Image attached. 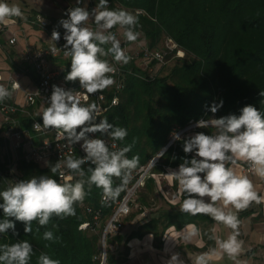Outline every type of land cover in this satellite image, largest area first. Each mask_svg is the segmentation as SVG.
Segmentation results:
<instances>
[{"label":"clouds","instance_id":"obj_1","mask_svg":"<svg viewBox=\"0 0 264 264\" xmlns=\"http://www.w3.org/2000/svg\"><path fill=\"white\" fill-rule=\"evenodd\" d=\"M139 15V10L111 8L109 0H98L91 9L86 0H76L75 5L66 10L67 18L59 21L65 29L64 55L71 57L70 71L65 80H78L83 92L53 85L47 106L42 109L43 124L35 123L33 128L36 131L55 129L58 141L66 139L70 145L79 143L84 155L76 157L69 154L54 165L48 163L51 175L32 176L0 190V200L3 201L0 203L3 210L0 234L11 230L19 235L17 221L25 225L26 234H31L34 221L44 227L53 217L65 219L75 216L76 205L83 204L93 185L103 190L107 201L117 198L128 184L132 171L139 165V156L128 158L131 144L116 149L115 144L109 146L107 140L101 138L106 136L123 141L128 135L127 129L109 123L106 117L98 119L101 107L96 102L86 101L115 85L117 69L112 61L125 65L130 62L131 57L121 46L118 33L112 30L124 29L123 37L127 42L137 41L140 36L137 30ZM15 18L25 19L21 7L8 0H0V25H12ZM60 39V32L54 29L49 41L56 43ZM56 52V47L51 48L53 56ZM107 57H111V61ZM20 87L17 80L12 81L11 88L0 84V103L10 99ZM222 106L221 100L211 111L215 113ZM196 127L214 131L211 134L195 132L186 139L178 133L172 134L176 140H183L185 153L194 155L190 160L185 158L178 170L164 174L170 183L178 184L170 203H178L181 213L207 215L215 222L209 232L204 233L214 241V246L195 255L192 264H211L213 259L224 256L235 262L244 251L245 243L239 238L241 221L237 213L253 203H264V195L256 190L250 176L237 170V162H244L253 175L264 179V112L254 105H246L239 115L201 119ZM97 133L101 135L97 136ZM85 164L91 166L85 170ZM65 169L78 179L71 182L72 176H66ZM57 175L59 180L54 178ZM113 177L121 179L120 186L113 187ZM220 225L231 230L226 238L218 234ZM200 236L201 231L195 224L182 229V238L186 241ZM43 238L53 242L59 240L51 230L45 231ZM32 255L33 246L27 240L0 244V264H29ZM37 264H61V261L41 253ZM167 264H185V261L179 253H174Z\"/></svg>","mask_w":264,"mask_h":264},{"label":"trees","instance_id":"obj_2","mask_svg":"<svg viewBox=\"0 0 264 264\" xmlns=\"http://www.w3.org/2000/svg\"><path fill=\"white\" fill-rule=\"evenodd\" d=\"M68 1L71 7L76 3L74 0ZM95 3L98 0H90L89 9L95 7ZM109 6L132 12L139 10L138 39L145 38L151 50H167L166 60L175 56L178 49L185 52L183 56H175V63L167 73H163L166 63L155 73L139 66L137 60L132 58L128 64H121L123 88L119 91V101L108 109L104 118L109 123L127 129L125 140L118 142L121 148L132 145L127 156H139L137 168L156 156L172 139L174 132L193 122L229 114L239 115L246 105H254L264 112V96L261 95V92L264 93V0H109ZM167 38L178 46L170 50L163 44ZM126 43L132 42L126 41L121 46ZM66 58L67 69L70 70L71 57ZM157 62L158 59H153L151 64ZM104 91L109 96L114 92L107 89ZM221 100L223 106L213 113L211 108ZM38 113L36 117L42 120V111ZM34 115L23 114L21 111L15 113L20 127L24 128H28L26 121L31 124ZM8 127L9 123L1 121L0 148L8 146V151L4 155L0 152V190L15 181L51 175L47 165H54L57 159L51 157L48 163L28 160L22 146L11 147L10 139L1 135ZM195 129L209 134L214 131L194 127L180 136L186 139L189 132ZM193 155L183 151V140L174 139L152 167V172L180 165L185 158L190 160ZM74 156L78 157L77 154ZM90 166L83 165L85 170ZM54 178L60 179L58 175ZM76 179L78 177L74 175L71 182ZM121 183L120 178L113 177V187ZM154 185V178H147V195L154 192ZM102 194L103 190L93 185L83 204L76 205L75 216L65 219L53 217L44 227L34 221L31 234H26L25 225L17 221L16 230L19 235L11 230L0 234V244L29 241L33 246L29 264H37L41 253L59 259L61 264H101L102 228L113 211V203L103 201ZM147 195L140 194V200L145 205L150 201ZM88 205L102 209L100 224H96L92 214L87 212ZM135 214L136 211L131 210L124 218L123 226L125 219H131ZM2 218L3 210L0 209ZM165 218L168 216L153 218L131 235L141 234L150 228H157L158 232L159 226L165 228L169 224ZM85 221H89L90 226L81 228L80 224ZM49 230L59 237L58 242L43 238L44 232ZM121 238L119 231L107 235L106 264L117 262L110 244Z\"/></svg>","mask_w":264,"mask_h":264},{"label":"crops","instance_id":"obj_3","mask_svg":"<svg viewBox=\"0 0 264 264\" xmlns=\"http://www.w3.org/2000/svg\"><path fill=\"white\" fill-rule=\"evenodd\" d=\"M38 1V2H37ZM70 7L71 3L64 0ZM90 1V0H88ZM86 0V2L89 4ZM9 3L15 2L24 12L25 19L19 20L15 18V23L9 26L0 25V73L4 78L14 77L20 81L22 88L13 93L17 100L23 102V89L30 84L32 78L37 75L29 62L23 60L26 52L36 51L40 47H48L54 44L51 39V25L42 26L37 16L53 23L56 27H62L59 21L67 18L65 12L68 9H60L63 6H57L55 0H8ZM16 36L14 43L10 42L12 36ZM66 59V60H65ZM51 63L67 69L68 62L63 54L57 58H50ZM14 61V62H13ZM15 63V64H14ZM26 70H28L26 72ZM39 110V109H38ZM201 132L197 129L191 130L189 135ZM209 134V133H206ZM237 170L241 174L249 175L254 182L256 190L264 195V179L253 175L247 170V164L237 162ZM179 165L167 166L164 171H153L149 177L154 178V192L147 195L144 184L138 191L139 197L137 204L132 208V212L136 214L131 219H125V224L119 234L121 240H114L110 247L114 252L117 260L115 264H167V261L174 253H179L185 264H192V259L200 252L207 251L209 247L214 246V241L207 238L204 233L214 225V221L207 215L191 216L179 211V204L170 203L178 189L176 182L170 183L164 174L169 170H178ZM148 177V178H149ZM145 193L149 201L148 205L141 202L140 194ZM167 196V198H165ZM159 201V205L154 206L152 201ZM142 210L139 211L138 207ZM235 211V210H234ZM240 224V239L244 240V251L232 261L224 256L211 261V264H264V203H253L246 210L237 213ZM169 224L163 228H150L141 234H132L137 231L144 223L149 222L153 218L165 217ZM188 224H195L201 231V236L191 241L182 238V229ZM230 229L223 225L218 226V234L222 238H226ZM122 259V260H121Z\"/></svg>","mask_w":264,"mask_h":264},{"label":"built area","instance_id":"obj_4","mask_svg":"<svg viewBox=\"0 0 264 264\" xmlns=\"http://www.w3.org/2000/svg\"><path fill=\"white\" fill-rule=\"evenodd\" d=\"M38 17L41 16H37V20L42 26L48 27L51 25V28H49L51 35L54 29L59 31L61 39L56 43L54 42V44L51 46L40 47L34 52L29 51L23 55L24 61H32L35 63V68L37 70L38 75L36 78H32L30 84L23 89L22 103L17 100L16 96H14L12 97V100L7 99L4 102L0 103V111L3 114V120L9 123L8 131H10L11 137L14 138V147L17 148L22 146L25 150V156L28 160L48 163L51 157H55L58 162L60 159L63 160L69 154H77L78 157L83 156L84 153L81 149L80 144L78 143L75 145H70L68 144L66 139H60L58 141L56 138L55 129H42L40 131L35 130L41 137V141L38 142L34 140V137L32 136L28 128L20 127L19 120L15 116V113L18 111H21L23 114L34 115V110L36 109L37 105L39 108H41L42 111V109L47 106V100L52 94L53 85H58L64 87L65 89H75L83 92V90L80 89L78 80L75 82L66 81L65 78L62 77L64 69L60 66L53 65L50 60L51 57H58L64 54L65 49L63 46L66 44V41L63 39V37L65 34V29H63V27H56L53 23L49 22L48 20L42 17L41 19H38ZM114 32H117L118 36H122L123 34V32H120L119 29H116ZM16 40L17 37L15 35L10 38L11 43H14ZM125 42V39L121 41V43ZM169 42L170 43H167V46L170 50H173L178 46L177 43L171 39H169ZM128 44L126 43L123 46V48L126 49L127 54L130 55L132 59H137L141 57L140 62L142 64H146V66L144 67L145 69L152 71L150 63L153 59H158V62L160 61L161 63L164 62L167 50H151L147 47V45H142V47H140V50H136L135 52L130 49H127ZM53 47L57 48V52L54 56L51 53V48ZM177 52L184 53L181 49H178ZM109 60L111 61V58ZM112 63L117 69L114 77L116 83L114 86L109 87L107 90H114L113 94L109 96L105 91H103L102 93H97L96 95L90 96L86 101V103L96 102L101 107V116L98 119H103L104 114L108 111V109L118 103L119 91L123 88V68L121 67V64H116L114 61H112ZM27 71L28 70H26V72ZM13 80L17 79L14 77L4 78L0 73V84H4L6 87L11 88V83ZM18 82L20 83V81ZM21 88L22 85L16 91L20 90ZM101 96L103 97L102 99H100ZM38 99H40L39 103L37 102ZM114 100L115 103H113ZM31 106L33 108H31ZM31 110H33V112ZM35 123H40L42 125L43 120L37 118L36 115H34L33 120L31 122L32 129H34L33 125ZM96 135L100 136L101 134L97 133ZM101 138L106 139L109 146L115 144L116 149L121 148L117 140H112L106 136H103ZM158 160L159 157L154 156L147 164H143L136 170L132 171L128 184L123 187L125 191L122 196L117 197L115 199H108L107 201H105L104 194H102L103 201L107 203H113V211L108 216L102 228L101 264H106L107 260V235L116 233L123 226L124 218L131 212L133 206L135 205L136 199H134V196L136 192L138 193V190L144 186L147 178L152 173V167ZM246 169L249 170V167L247 166ZM65 173L66 176H72V178L74 176L73 173L66 169ZM86 210L87 212L92 214L95 223L100 224L101 219L103 217L102 209L94 208L93 206L88 205L86 206ZM88 226H90L89 221H85L80 224L81 228H87Z\"/></svg>","mask_w":264,"mask_h":264},{"label":"rangeland","instance_id":"obj_5","mask_svg":"<svg viewBox=\"0 0 264 264\" xmlns=\"http://www.w3.org/2000/svg\"><path fill=\"white\" fill-rule=\"evenodd\" d=\"M34 2L36 1V0H33ZM76 0H74L73 2H75ZM88 1V0H87ZM38 2V1H37ZM55 4H57V6L59 7V6H63V8H60V9H67V7H68V5H67V3H65V1L64 0H55ZM89 2V1H88ZM12 3H15V2H12ZM16 4V3H15ZM70 7H71V5H70ZM70 7H68V8H70ZM38 16H40V15H38ZM89 24L90 25H92V22H91V20L89 21ZM119 29V31L120 32H123L124 31V29H121V28H118ZM118 38L121 40V41H123L125 38L123 37V36H121V35H119L118 36ZM169 39L170 38H167L166 40H165V42H163V44H165V45H167V43H170L169 42ZM162 44V45H163ZM142 45H147V42H146V39L145 38H141L140 40H137V41H135V42H132V43H129L128 44V48L127 49H130V50H132V51H135L136 52V50H140V47H142ZM161 45V46H162ZM184 52V51H183ZM185 54V52L184 53H178V52H176V54H175V56H183ZM175 56H173V57H171V58H169L168 60H166V58L164 59V62H158V63H156L155 65H152L151 63H150V67H151V69H152V72L153 73H155V72H157L158 70H159V67L163 64V63H166V65H165V68H164V71H163V73H167L169 70H170V68L172 67V65L175 63V60L174 59H176L177 57H175ZM140 59H141V57L140 58H137V59H135V60H137V62H138V65L140 66H142V67H145L146 66V64L145 63H141L140 62ZM146 62V61H145ZM30 63V65H31V67H32V69H33V72L36 74V75H38V73H37V70H36V68H35V63L34 62H29ZM147 63V62H146ZM68 71H70V70H68V69H64V73H63V78H65V76H66V74H67V72ZM38 103L40 102V99H38V101H37ZM37 109V110H36ZM36 109L34 110L35 111V113L36 114H39L38 113V111L39 110H41V108H39L38 107V105L36 106ZM39 109V110H38ZM33 110H31L32 112H33ZM35 114V115H36ZM1 121H3V114H2V112L0 111V123H1ZM26 124H27V127L29 128V130H30V132H31V134H32V136L34 137V140H36V141H38V142H40L41 141V137H40V135L38 134V132H36L34 129H32L31 128V124L30 123H28V121H26ZM192 124H194V126L192 127V128H194V127H196V124H197V122H193ZM179 132V131H178ZM178 132H176V133H178ZM183 133V132H182ZM182 133H179V135H181ZM1 135H5L6 137H8L9 139H10V144H11V147H13L14 145H15V142H14V138L13 137H11V134H10V131H3L2 133H1ZM8 151V146H2L1 148H0V152L4 155L6 152ZM15 168V166L13 167V169ZM139 191V190H138ZM139 197V194L136 192V194H135V196H134V199H136L135 201H136V204H137V198ZM151 201H152V199H151ZM152 204H154V206H155V204H156V206H158L159 205V201L157 202V200L156 201H152ZM138 209H140L141 210V206H139L138 207Z\"/></svg>","mask_w":264,"mask_h":264},{"label":"water","instance_id":"obj_6","mask_svg":"<svg viewBox=\"0 0 264 264\" xmlns=\"http://www.w3.org/2000/svg\"><path fill=\"white\" fill-rule=\"evenodd\" d=\"M192 126H194V124H189L188 126L182 128L179 133H182L188 129H190ZM174 140V137L168 142V144L159 152V154L157 155V157H160V155L168 148V146L172 143V141Z\"/></svg>","mask_w":264,"mask_h":264}]
</instances>
